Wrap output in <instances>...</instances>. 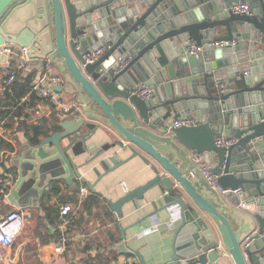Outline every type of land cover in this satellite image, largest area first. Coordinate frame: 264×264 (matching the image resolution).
<instances>
[{
	"label": "water",
	"instance_id": "water-1",
	"mask_svg": "<svg viewBox=\"0 0 264 264\" xmlns=\"http://www.w3.org/2000/svg\"><path fill=\"white\" fill-rule=\"evenodd\" d=\"M247 1L250 14L219 16L224 8L214 0H0V47L13 43L25 47L33 62L51 60L64 79L55 90L73 96L81 109L26 144L28 176L38 179L39 167L57 160L62 179L72 184L76 176L95 192V182L81 176L72 155L88 150L99 158L105 171L93 169L98 180L136 159L144 163L152 176L115 200L105 198L117 223L127 202L153 206L139 220L117 224L114 248L136 255L140 264L147 263L125 235L145 220L172 233L169 264H230L227 255L232 264H264V45L255 48L264 44V0ZM182 36L199 45L226 44L187 55L178 46ZM243 40H250L247 49ZM94 43L105 50L89 63L84 54ZM122 56L129 62L115 72ZM225 79L239 84L217 89ZM141 82L165 91L164 99L131 94ZM183 113L199 123L166 127L167 118ZM226 121L227 137L237 141L218 146ZM109 132L114 138L100 147L87 142ZM196 153L216 176L215 185L194 163ZM28 176L19 171L7 197L11 204Z\"/></svg>",
	"mask_w": 264,
	"mask_h": 264
},
{
	"label": "crops",
	"instance_id": "crops-1",
	"mask_svg": "<svg viewBox=\"0 0 264 264\" xmlns=\"http://www.w3.org/2000/svg\"><path fill=\"white\" fill-rule=\"evenodd\" d=\"M214 2L216 7L224 8L223 13L219 16H224L226 7L235 2H245L251 9V4L247 0H231L227 6L219 5L218 0H214ZM218 31L219 33H224L222 27ZM186 37L182 36V41L178 45L182 52L185 50L184 40ZM249 43L250 40H243L245 49L249 47ZM262 45H264L263 42H259L255 45V48L261 50ZM94 46H96L95 43L92 47ZM56 71L59 73L57 68ZM30 77V89L20 101V103H24L23 112L25 115L21 117V120H24L29 125L40 127L41 132L37 139L47 132L54 131L63 119H73L80 115L79 103L65 91L59 92L64 103L77 102V107L68 113L56 109L45 100L39 98L32 89L36 73L33 72ZM24 78L19 77L17 79L21 80ZM224 81L229 82L227 79ZM238 84H230V88H236ZM0 86H2L1 75ZM153 88L154 95L151 100L164 99L165 91H157L155 86ZM0 103L3 104V102ZM187 114L183 113L181 115ZM7 119H2L3 125L8 122ZM172 121L171 117L166 119L167 128L171 127ZM17 123L18 121L16 120L12 127L1 125L0 139L9 142L13 149L8 150L5 149L6 147L0 149V173L10 174L12 179V185L7 191L5 200L0 203V216L10 209H16L25 214V224L11 247L2 249L0 264H120L123 258H129L133 264H140L136 255H122L114 248V244L119 237L117 224L119 223L122 226L131 224L152 210L153 206L150 203H146L145 200H140V207L134 206L132 202H127L122 207L123 215L118 218L117 223L113 212L105 202V198L115 200L126 189L129 190L144 183L152 176L149 168L136 159L107 173L98 180L93 169L96 168L101 174L105 171V167L99 163V158L93 159L91 151L88 150H83L75 156L72 155L73 163L81 176H84L89 183L95 182V192L88 190L86 198L77 207V200L81 194L80 188L84 184L76 176L72 182L74 187L62 179L60 176L63 169L59 161L54 160L46 165H41L38 179L34 176H28L31 166L25 162L30 157L26 144H33L37 139L36 141H31L29 135H32V131L27 135L25 129L16 127ZM230 132L231 129L226 121L223 135L229 136ZM109 135L100 136L96 133L87 142L94 143L100 147L102 144L110 142L115 136L113 132H109ZM107 153H112V151ZM126 154L122 155L125 156ZM19 156L22 162L17 160ZM215 162L216 160L214 159L212 164ZM19 171L28 177L22 182L18 191L17 204L13 205L7 197L17 178H19ZM54 189L58 190V192H55ZM95 195L98 196L97 202L88 200V198L91 199ZM148 197L149 193H146L145 199ZM64 203L72 205L73 210L75 209L77 212V217L73 221V238L66 251L63 254H59L56 241L58 238L57 224L60 220V215L55 224L52 225L46 218L45 207H56L59 211V206ZM160 225L156 220H145L126 231V242L131 248L141 253L147 264H169L172 260L170 247L172 233H164L165 229ZM227 257L229 263L232 264L230 257L228 255Z\"/></svg>",
	"mask_w": 264,
	"mask_h": 264
},
{
	"label": "built area",
	"instance_id": "built-area-1",
	"mask_svg": "<svg viewBox=\"0 0 264 264\" xmlns=\"http://www.w3.org/2000/svg\"><path fill=\"white\" fill-rule=\"evenodd\" d=\"M231 11L236 14H250V6L245 2H235L226 7V13ZM226 42H209L205 44H197L190 37L184 40L185 50L187 55L201 54L215 46L225 45ZM104 46H94L91 50L84 54L86 62H94L104 52ZM0 51L3 55L0 60V75L2 80V88L10 90L13 82L19 77H27L36 73V79L33 84V91L36 95L48 102L50 105L62 112H70L77 107V102L64 103L60 97V93L55 90V87L64 85V79L60 73L56 71L54 63L49 59H44L42 63L33 62L27 55V50L23 46L13 43L4 42ZM129 56H122L114 66L115 72L120 71L129 62ZM217 89L227 91L231 85L229 82L222 81L217 86ZM131 94H136L140 98L149 101L154 95V88L152 85L144 83L136 84L129 89ZM3 121L0 119V131ZM199 120L193 115H181L174 119L171 127L180 126H195ZM235 137H227L220 135L216 137L215 144L218 146L228 147L236 143ZM192 159L198 166L206 180L215 185L216 176L213 175L209 166L204 162L202 154H193ZM12 185L11 175L8 173H0V203L5 200L7 191ZM88 187L83 185L80 188V195L77 200V207H79L88 194ZM60 220L57 224L58 238H57V252L63 254L72 240V232L74 229L73 221L77 217L76 210L72 208L69 203H64L59 206ZM25 224V214L16 209H10L0 216V260L2 257V249L9 248L14 243L16 237L22 230ZM120 264H133L129 258H123Z\"/></svg>",
	"mask_w": 264,
	"mask_h": 264
},
{
	"label": "trees",
	"instance_id": "trees-1",
	"mask_svg": "<svg viewBox=\"0 0 264 264\" xmlns=\"http://www.w3.org/2000/svg\"><path fill=\"white\" fill-rule=\"evenodd\" d=\"M31 77L27 76L24 79H16L11 85L10 91L7 89H3L0 86V119L8 118L3 126L4 127H12L14 122L17 120L18 128L25 129L26 134L28 135L30 131H32V135H29L31 141H36L41 129L36 125H29L24 120H21V117H24V103L21 102L22 97L27 93L30 89ZM38 98V97H37ZM16 119V120H14ZM2 147H6L5 149L12 150L13 146L10 145L9 142L0 139V149ZM3 155V154H2ZM1 159V152H0ZM55 192L58 190L54 189ZM96 196V197H95ZM93 198H88L91 202H97L98 196L95 195ZM86 201V200H85ZM46 218L53 225L57 218H59V211L56 207H45ZM38 227V226H37Z\"/></svg>",
	"mask_w": 264,
	"mask_h": 264
}]
</instances>
